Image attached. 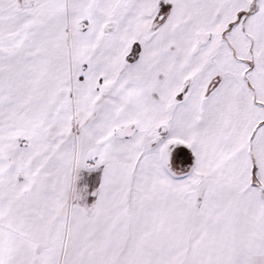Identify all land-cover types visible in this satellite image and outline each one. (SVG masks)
Masks as SVG:
<instances>
[{"label":"snow or ice","instance_id":"snow-or-ice-1","mask_svg":"<svg viewBox=\"0 0 264 264\" xmlns=\"http://www.w3.org/2000/svg\"><path fill=\"white\" fill-rule=\"evenodd\" d=\"M0 264H264V0H0Z\"/></svg>","mask_w":264,"mask_h":264}]
</instances>
